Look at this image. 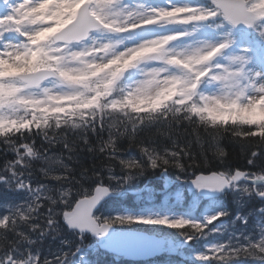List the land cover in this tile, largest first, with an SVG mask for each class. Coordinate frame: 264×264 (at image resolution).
<instances>
[{"label": "clouds", "instance_id": "clouds-1", "mask_svg": "<svg viewBox=\"0 0 264 264\" xmlns=\"http://www.w3.org/2000/svg\"><path fill=\"white\" fill-rule=\"evenodd\" d=\"M239 31L264 43V0H0V194L23 197L0 201V264H83L136 225L264 264V67ZM157 174L238 211L110 210Z\"/></svg>", "mask_w": 264, "mask_h": 264}, {"label": "rangeland", "instance_id": "rangeland-1", "mask_svg": "<svg viewBox=\"0 0 264 264\" xmlns=\"http://www.w3.org/2000/svg\"><path fill=\"white\" fill-rule=\"evenodd\" d=\"M238 44L241 46L248 47L250 49V55H251L253 62L257 66L264 67V46L263 45L256 44L255 46H253L247 41H240ZM255 48H257V50L260 49L259 54H257V51ZM139 188H140V182L132 189L133 194L140 193L141 190ZM184 194H185V190L182 184H178V187L174 190H173V185L168 186L167 192L164 196V199L162 200H157L156 194L153 191L149 190L148 192L144 194L143 197H140L139 199H137V201H140V202L137 203L138 212L136 213V215H140V216L155 215L160 211H167L173 207L175 210L179 211L181 210V207H180L181 205L183 206L182 210L184 211V214L187 215L185 213L184 205H183V199H185ZM222 203H223L222 200L208 201V202L203 203V200H201L197 196H192L191 198L187 200V204L191 206L190 208L191 212L194 209L199 210L200 213H198L197 215H206L210 211L220 209V207L222 206ZM192 215H195V213ZM171 248L176 251V255H181L184 261L188 260L191 262L194 261L193 256H192L193 252L200 250L199 247H192V246L185 247L179 241H174V245L171 246ZM93 252L95 255L100 256V253H99L101 252L100 250L94 249ZM89 261L90 260H88L87 257L84 255L83 264H90Z\"/></svg>", "mask_w": 264, "mask_h": 264}, {"label": "water", "instance_id": "water-1", "mask_svg": "<svg viewBox=\"0 0 264 264\" xmlns=\"http://www.w3.org/2000/svg\"><path fill=\"white\" fill-rule=\"evenodd\" d=\"M188 191L192 193L193 191L188 188ZM206 199L211 198V196H204ZM141 241V246L145 245L143 248L139 249V253H141L142 257L136 256V258H150L154 257L155 255H159L162 253L164 247V240L150 236L145 233H138V232H120L113 234L109 239L101 241L102 247L107 249L111 252L118 253V254H125L126 257L130 255L127 254L128 252L121 250V245L126 243L137 245V241ZM152 246L153 248H147V246ZM136 248V247H133Z\"/></svg>", "mask_w": 264, "mask_h": 264}, {"label": "trees", "instance_id": "trees-1", "mask_svg": "<svg viewBox=\"0 0 264 264\" xmlns=\"http://www.w3.org/2000/svg\"><path fill=\"white\" fill-rule=\"evenodd\" d=\"M164 179H165V176H162V175L157 174L156 176H150V177H147V178H145V179H143L141 181L143 182V184H147L149 186H152L154 189H160L162 187V185H163V182L165 181ZM127 197L130 198V196H127ZM22 198H23L22 197V194H16V195H12V194H0V201H3L4 199H16V200H18V199H22ZM129 198H127V200H129ZM113 202H114V200H113ZM118 204H116V207L118 206L120 208L121 205H118ZM124 204H125L124 205L125 207L130 208V204L128 202H125ZM161 232H163V234H167V235L172 236L171 235V232H169L168 230L167 231H162L161 230ZM68 236H69V238L74 239V237H71V234H68ZM86 239H87L88 246L85 249L89 248L90 247L89 246L90 244H95L96 245V242L93 239H91L90 237H87ZM58 246H59L58 243H54L51 246V249H48L47 242H46L45 248L48 251H52V250H55V248L58 247ZM164 259L165 258H163V260ZM172 260H173L172 261L173 264H178V262H179V260L177 258H175V259L172 258ZM155 262H161V260H156ZM100 264H103V263H100Z\"/></svg>", "mask_w": 264, "mask_h": 264}, {"label": "snow or ice", "instance_id": "snow-or-ice-1", "mask_svg": "<svg viewBox=\"0 0 264 264\" xmlns=\"http://www.w3.org/2000/svg\"><path fill=\"white\" fill-rule=\"evenodd\" d=\"M141 223H157V221H152V220H143V221H138ZM160 223H163V221H159Z\"/></svg>", "mask_w": 264, "mask_h": 264}]
</instances>
